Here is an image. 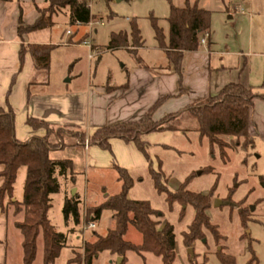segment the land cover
<instances>
[{
	"label": "rangeland",
	"instance_id": "1",
	"mask_svg": "<svg viewBox=\"0 0 264 264\" xmlns=\"http://www.w3.org/2000/svg\"><path fill=\"white\" fill-rule=\"evenodd\" d=\"M187 1L192 4L195 0ZM185 2L91 0L90 10L94 19L81 25L69 23L67 9L55 13L53 25L35 34L38 40L53 45L47 74L50 83L46 89L54 93L58 91V85L68 90H78L90 82L103 84L118 81L122 73L133 64H139V60L150 63L162 59L166 62L164 51L154 38L151 19H156L166 41V17L170 5L181 7ZM198 6L210 11L209 45L220 53L215 56H224L230 64H235L237 58L242 57L249 67L252 89L264 93V0H198ZM132 21L136 22L143 40L139 48L132 47L136 40L131 44ZM120 31L127 34V46L107 48L111 35ZM85 41L92 44V50L84 44ZM90 53L93 55L91 58L88 56ZM173 126L178 129L168 134V146L148 150L152 168H159L171 191L189 174L193 175L186 188L208 194L209 206L205 213L211 224L217 226L219 236L216 239L204 229V237L186 244L183 234L193 219V206L178 202L169 205L165 194L154 187L148 167L134 170L131 174L134 182L128 197L147 200L156 210L153 218L159 221V227L165 223L172 226L175 241L172 264H226L227 259L221 260L219 255L234 259L232 264H264V141L256 136L252 145H248L242 138L237 142L233 137L222 135L220 139L227 145L223 148L226 158H222L218 146L210 148L206 138H199L197 123L187 114L174 121ZM104 175V181L98 180L94 173L88 175L87 181L84 176H78L76 196L80 201V221L76 225L64 223L60 199L53 197L49 213L57 230L66 237L65 246L54 264H69V256L68 260H74L70 264H76L84 240L90 239L93 232L103 235L112 226L109 210L101 212L93 228L87 227L86 222L92 216V205L100 203L104 195L116 190L109 174ZM23 180L24 175L19 173L14 184L13 199H21ZM101 187H106V191H101ZM215 199L228 203L216 206ZM21 218L22 212L17 215L9 212L0 214V240L1 246L6 247L7 264H23L21 233L14 226V221ZM133 231L130 229L126 237L139 241V234L137 236ZM189 247L192 248L191 257ZM42 254L39 236L31 264H41ZM126 258V264H144L134 252H127ZM116 259V255L104 250L92 260V264H115ZM159 261V257L153 254L145 257V264H159Z\"/></svg>",
	"mask_w": 264,
	"mask_h": 264
},
{
	"label": "trees",
	"instance_id": "2",
	"mask_svg": "<svg viewBox=\"0 0 264 264\" xmlns=\"http://www.w3.org/2000/svg\"><path fill=\"white\" fill-rule=\"evenodd\" d=\"M91 0H44V6L36 4L37 18L31 24H24L20 13L17 25V36L33 31L50 28L53 25L52 17L55 13L67 9L70 24H86L94 19L90 10ZM210 11L198 6V0L192 4L186 0L184 6L170 5L166 17L168 22V37L157 25L152 17L154 38L158 46L164 51L168 63L173 70L181 75V60L184 51L195 50L200 45V36L204 31L209 32ZM131 44L136 40L134 48L143 45L140 31L135 21L131 22ZM129 43L127 34L117 32L111 35L107 48L124 47ZM52 44L29 43L27 49L20 45L19 60L23 63L26 50L30 53L36 68L48 70ZM142 61L139 60V64ZM181 85L179 93L183 94ZM264 100V93L254 91L250 85L245 86L240 82H230L221 91L212 96H207L197 102L191 103L184 109L169 113L159 119H154L153 114L168 97L157 99L147 110L146 116L141 121H131L104 125L87 133L79 126L67 125L62 128L54 127L49 123L28 117L26 125L33 130L42 129L44 135H33L25 141H20L14 134V115L9 105L0 108V210L4 211L5 204L13 206V213L22 212L23 217L15 222L22 236V262L31 264L36 254V244L39 236L42 240V264H52L58 257L60 250L65 246L66 237L63 232L56 229L49 219L48 213L52 208L53 195L59 192L61 183L59 179H69L74 182V173L69 159H52L48 153L50 149L65 145L66 136L76 139L83 145L96 144L111 151L110 139L121 138L132 140L137 149L144 155L148 162V170L154 187L158 192L165 194L169 205L174 202L194 208V216L187 231L183 234V241L188 244L195 239L204 237V229L208 230L218 239V228L212 225L205 210L209 206L208 194L189 191L187 182L193 177L189 174L179 186L171 191L167 188L161 172L152 168V161L148 153V144L141 139V134L153 131L176 130L174 121L180 115L187 114L196 123L199 138H206L210 148L218 146L219 155L226 158L224 147L227 146L220 136H229L237 140H246L252 145L253 139L248 132L249 115L254 98ZM244 143V146L246 145ZM20 166L26 167L21 201L13 199V183ZM120 190L116 194L94 207L92 216L86 222L96 221L103 210L111 211L113 224L101 235L93 232L91 238L85 240L81 253H78L76 264H92V260L101 251H108L111 255L121 257L120 264H126V253L131 251L140 257L145 264L146 253L159 257V264H172L175 258V241L173 228L169 223L159 227V221L153 216L156 210L147 200L132 199L128 191L134 178L125 168L115 166ZM263 178V177H262ZM79 199L76 194L66 192L61 207L62 218L65 224L72 222L75 225L80 221ZM133 229L140 236L139 241H132L126 237L127 231ZM227 259L226 264H232L234 259ZM69 264L74 262L68 260Z\"/></svg>",
	"mask_w": 264,
	"mask_h": 264
},
{
	"label": "crops",
	"instance_id": "3",
	"mask_svg": "<svg viewBox=\"0 0 264 264\" xmlns=\"http://www.w3.org/2000/svg\"><path fill=\"white\" fill-rule=\"evenodd\" d=\"M43 2L44 0H0V108L6 109L7 105L11 107L14 115V134L20 141H25L33 135L42 136L45 133L42 129L33 130L26 125L28 117L43 120L54 127L79 126L85 132L91 133L104 125L143 120L149 107L161 97L168 98L155 111L154 119L180 111L191 103L215 95L230 82L252 86L247 62L242 57H238L235 64H230L224 56L216 57L215 55L220 53L210 48L208 32L205 46L200 44L195 50L183 52L181 75L173 70L168 60L163 62L160 59V62L155 60L150 63L133 64L122 73L118 81L103 84L90 82L78 90H68L58 85V91L52 93L46 89L50 83L48 70L36 68L28 50L24 53L22 65L19 60L21 44L26 49L29 43L47 44L35 37V34L41 30L23 34L20 38L17 36L20 13L24 24H31L38 16L34 4L43 7ZM180 85L184 92L178 95ZM173 131L175 130L144 133L141 134V139L148 144V150L166 147L169 145L168 134ZM248 132L252 139L257 136L264 141V100L261 98L253 99ZM65 142L64 146L50 149L48 153L52 159H69L75 175L74 182L68 176L67 179H61L60 190L53 195V197L58 196L61 207L66 192L75 187L74 194L77 193L78 176H84L87 181L88 175L94 173L98 176V180L104 181V174H109V178L115 182L116 190L104 195L101 200L103 202L119 192L120 182L117 180L115 166L125 168L132 174L134 170H141L148 164L132 140L111 138L109 141L111 151L96 144L80 145L70 136H66ZM19 173L24 175L25 180L26 167L20 166L16 176ZM1 183L2 178L0 185ZM14 184L15 181L13 192ZM100 190L104 192L106 187H101ZM21 199L16 200L21 201ZM98 204H93L92 210ZM11 207L13 206L5 204V209L0 210V214L4 212L14 214L10 212ZM48 216L53 223L50 213ZM91 222L96 225L95 221ZM133 232L137 235L135 231ZM1 242L2 240H0V261L1 264H7L6 247H2ZM149 254L146 253L147 256Z\"/></svg>",
	"mask_w": 264,
	"mask_h": 264
},
{
	"label": "built area",
	"instance_id": "4",
	"mask_svg": "<svg viewBox=\"0 0 264 264\" xmlns=\"http://www.w3.org/2000/svg\"><path fill=\"white\" fill-rule=\"evenodd\" d=\"M90 23V22H89ZM68 32V31H67ZM207 37H208V32L207 31H204L203 33H202V36L200 37V40H199V42H200V44H204L205 42H206V39H207ZM84 44L90 49V50H92V44H90V42H88V41H85L84 42ZM88 56H89V58H91L93 55H92V53H90V54H88ZM87 140L84 142V145L85 146H87ZM95 225H94V223L93 222H89L88 224H87V227H89V228H93Z\"/></svg>",
	"mask_w": 264,
	"mask_h": 264
},
{
	"label": "water",
	"instance_id": "5",
	"mask_svg": "<svg viewBox=\"0 0 264 264\" xmlns=\"http://www.w3.org/2000/svg\"><path fill=\"white\" fill-rule=\"evenodd\" d=\"M68 80V79H67ZM74 192H75V189L74 188H72L71 189V196L72 195H74ZM224 203H228V202H223V201H221V200H219V199H215L214 200V205H221V204H224ZM253 208V207H252ZM188 252H189V255H190V257L192 256V248H188ZM121 260H122V258L121 257H117V259H116V263L115 264H120L121 263Z\"/></svg>",
	"mask_w": 264,
	"mask_h": 264
}]
</instances>
